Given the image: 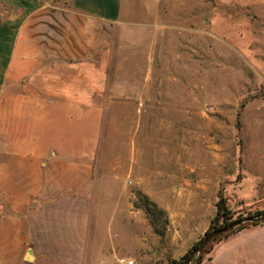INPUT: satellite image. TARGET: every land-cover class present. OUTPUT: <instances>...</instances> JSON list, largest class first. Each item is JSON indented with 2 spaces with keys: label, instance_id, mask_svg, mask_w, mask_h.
<instances>
[{
  "label": "rangeland",
  "instance_id": "374dc122",
  "mask_svg": "<svg viewBox=\"0 0 264 264\" xmlns=\"http://www.w3.org/2000/svg\"><path fill=\"white\" fill-rule=\"evenodd\" d=\"M117 2L84 58L101 69L95 264H182L223 225L219 199L230 221L264 210V0ZM247 223L190 262L219 257Z\"/></svg>",
  "mask_w": 264,
  "mask_h": 264
},
{
  "label": "crops",
  "instance_id": "0c3cea01",
  "mask_svg": "<svg viewBox=\"0 0 264 264\" xmlns=\"http://www.w3.org/2000/svg\"><path fill=\"white\" fill-rule=\"evenodd\" d=\"M118 14L117 0H0V264L105 256L88 192L101 69L84 58ZM199 264H264V222Z\"/></svg>",
  "mask_w": 264,
  "mask_h": 264
},
{
  "label": "water",
  "instance_id": "95a60500",
  "mask_svg": "<svg viewBox=\"0 0 264 264\" xmlns=\"http://www.w3.org/2000/svg\"><path fill=\"white\" fill-rule=\"evenodd\" d=\"M260 221H264V211L257 213V214L246 216L244 218H239V219L233 220V221L227 223L226 225H223L219 228H216V229L208 232L207 234H205L203 236V238L196 245V247H194L190 251L189 255L187 256V258L184 260V262L182 264H190L192 256L200 253L205 248L206 244H208L211 240H213L217 236L228 233V232L232 231L234 228H236L237 226H239L245 222L254 223V222H260Z\"/></svg>",
  "mask_w": 264,
  "mask_h": 264
},
{
  "label": "trees",
  "instance_id": "16d2710c",
  "mask_svg": "<svg viewBox=\"0 0 264 264\" xmlns=\"http://www.w3.org/2000/svg\"><path fill=\"white\" fill-rule=\"evenodd\" d=\"M263 211H264V210H259V211H256L254 214H257V213H260V212H263ZM226 214H227V211H226V209H225L224 206H223V200H222V199H219V202H218L217 205H216L215 215H219V216H221V221H222L223 225H226L227 223L231 222V221L229 220V217L226 216ZM263 222H264V221L254 222V223H247V224H249V225H254V224H257V223H263ZM223 225H222V226H223ZM242 227H243V224L237 226V227L234 228L232 231L238 230V229H240V228H242ZM232 231H230V232H232ZM230 232H228V233H230ZM207 233H208V231L206 230V231L204 232V235L207 234ZM228 233H225V234H228ZM198 243H199V242H198ZM187 256H188V255H184V259H186ZM200 262H201V260H200V256H198L197 259H196L195 261L190 262V264H199Z\"/></svg>",
  "mask_w": 264,
  "mask_h": 264
},
{
  "label": "built area",
  "instance_id": "2783aa9c",
  "mask_svg": "<svg viewBox=\"0 0 264 264\" xmlns=\"http://www.w3.org/2000/svg\"><path fill=\"white\" fill-rule=\"evenodd\" d=\"M123 264H131V261H129V260L128 261H125Z\"/></svg>",
  "mask_w": 264,
  "mask_h": 264
}]
</instances>
